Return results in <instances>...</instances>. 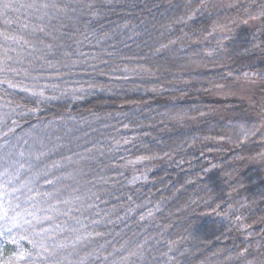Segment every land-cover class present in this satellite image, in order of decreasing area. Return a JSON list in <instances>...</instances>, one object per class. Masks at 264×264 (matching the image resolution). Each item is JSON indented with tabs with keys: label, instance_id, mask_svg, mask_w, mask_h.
Wrapping results in <instances>:
<instances>
[{
	"label": "trees",
	"instance_id": "1",
	"mask_svg": "<svg viewBox=\"0 0 264 264\" xmlns=\"http://www.w3.org/2000/svg\"><path fill=\"white\" fill-rule=\"evenodd\" d=\"M0 264H264V0H0Z\"/></svg>",
	"mask_w": 264,
	"mask_h": 264
},
{
	"label": "snow or ice",
	"instance_id": "2",
	"mask_svg": "<svg viewBox=\"0 0 264 264\" xmlns=\"http://www.w3.org/2000/svg\"><path fill=\"white\" fill-rule=\"evenodd\" d=\"M4 7H5V8H8V7H10V5H8V4H4ZM5 38H7V37H5Z\"/></svg>",
	"mask_w": 264,
	"mask_h": 264
}]
</instances>
